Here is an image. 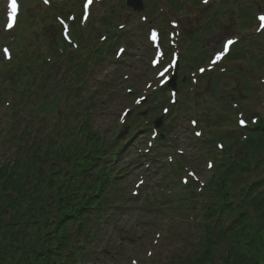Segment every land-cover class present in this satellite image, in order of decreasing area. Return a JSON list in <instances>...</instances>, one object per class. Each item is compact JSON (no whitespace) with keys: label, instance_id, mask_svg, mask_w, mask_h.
<instances>
[{"label":"trees","instance_id":"16d2710c","mask_svg":"<svg viewBox=\"0 0 264 264\" xmlns=\"http://www.w3.org/2000/svg\"><path fill=\"white\" fill-rule=\"evenodd\" d=\"M103 25L110 27L112 23L104 20ZM109 46L111 48L115 46L113 39L108 42L106 48ZM88 49L89 47L81 42L80 48L71 51L73 54L64 60L69 63V66L65 76L63 75L59 81L54 77L57 73L56 59L52 61V64L44 61L43 66L47 69L48 76L45 89L53 94V98L60 99L61 95L68 98L71 95V85L80 86L84 64L87 62L81 64L78 61L73 65L74 57L83 54ZM25 66L26 63L15 61L14 68L10 70L11 78L15 85L22 80L19 86L20 94L23 90H27L33 93L34 97L40 98L41 87L34 86L35 84L27 80L24 81ZM30 78L35 80V75L32 74ZM76 91L73 92L75 98H78ZM71 118L72 115L60 118L51 134L47 137L45 134L42 140H37L36 137L35 142L30 146L28 131L17 122L15 138L19 144L16 153L13 154V162L0 164V264H56L57 261L60 262V259L54 258L56 254L65 250L66 237L64 234L68 223L74 218L73 213H69L71 201L75 200L74 204H80L79 210L75 212L80 219L94 204L93 200L82 198L80 191L83 186H86L91 170L94 174L98 169L97 158L100 156V148H104V145L97 129L90 126L88 128L85 125L77 132L71 124ZM62 124L67 126V134H61ZM258 133H255L257 138L248 141L247 151L252 152L253 149L256 152L264 151V122L260 124ZM9 139L13 140V138ZM94 154L97 156L95 161H93ZM43 166L52 168L50 175L46 176L47 179L43 176ZM47 181L49 184L43 186V183ZM105 187L106 184H103L102 192L107 191ZM91 196L94 195L90 194L88 197ZM261 200L264 201V194L250 201L256 205ZM250 201L245 200V202ZM236 211L234 208L231 210L232 213ZM59 214H62L60 223L56 226L52 225V220ZM246 216L244 214L241 218ZM232 234V229L223 230L221 236L226 238ZM246 254L242 255L243 259L249 261L244 264H264V257L253 253ZM205 255L204 258L199 256L194 262L208 264L212 253ZM223 255L221 259L224 264L234 263L235 258L231 253Z\"/></svg>","mask_w":264,"mask_h":264},{"label":"rangeland","instance_id":"374dc122","mask_svg":"<svg viewBox=\"0 0 264 264\" xmlns=\"http://www.w3.org/2000/svg\"><path fill=\"white\" fill-rule=\"evenodd\" d=\"M95 12L97 15H100L101 13H103V10L99 7H96L95 9ZM197 19H199L198 17H196ZM229 30V28L227 26H223V29L220 31V32H223L224 34ZM127 32L131 33L130 35H133V40L136 39V43L132 46H128V53L126 55V58L125 61L128 63V62H131V63H136L137 66L139 65H142V64H139V56L143 58V56L146 58V49L148 48V43L146 41V39L142 36V33H141V30H140V24L137 20H134L131 24L128 25V28L126 30ZM220 35V33L218 34ZM210 40H212L213 38L209 37ZM232 74H229L225 79V81H228V83L230 84V86L232 84H234L235 80L240 77V81H242L244 83V79L245 78H248L250 77L252 74L253 75V81H256V89H258L259 91V95L258 96H253V95H243L244 97L242 98H245L246 101H244V104L245 106H247V108L249 109V112H251L252 110L256 109H264V107L261 105V100L262 99V86H261V83H260V78L258 76L255 77V73L254 72H251L249 69H250V65L247 63H232ZM117 66V64L113 65L111 63H106L105 64V69H106V73L108 72H112L113 69ZM141 68H144V67H141ZM252 73V74H251ZM264 74V72H263ZM243 78H242V77ZM145 78V77H144ZM149 78V77H147ZM146 79H143V80H140V79H137V81L141 84L144 85V83L146 82ZM92 80V79H90ZM234 82V83H233ZM233 92H231V89L228 88V90H224V94L225 95H228V94H232ZM239 96V95H238ZM237 96V97H238ZM240 97V96H239ZM238 97V98H239ZM115 99H119L120 100V93H118V97H114ZM238 101H243V100H239L237 99ZM236 100V101H237ZM180 118L177 120V124H176V133H185V137H182L181 136V142L184 143L183 148L186 149L187 151H189V153L192 152V150L194 149V147H190L189 145V141H188V137H190V130H189V124H188V115H187V112L184 111V110H181V115L179 114L178 115ZM112 118L115 117L114 114H112V116H110ZM109 127V126H107ZM188 153V154H189ZM192 157H194L192 155ZM191 157V158H192ZM136 180V176L133 178V182ZM158 180V179H156ZM133 182H130L128 183L127 182V185L126 187H128V189L132 186V183ZM125 187V186H124ZM150 187V184H148L144 189L147 190V188ZM129 193V191H127ZM145 195H149L148 192H145ZM148 203H152L151 200L148 201ZM134 213H137L136 211ZM125 216V215H124ZM179 224L182 228L185 229V231L187 232V235H188V226L186 225V223H183L179 220ZM115 228H117V232L116 234H109L107 238H98L95 240L94 242V248L98 249L99 245H101L100 247H107L109 249H111L113 251V246L117 243H119L117 241V237H120L121 238V231L123 232H126L128 234L127 238H126V244L129 246V247H133L135 248L136 245L138 246V249H140V251H138V255L140 257L143 256V254L145 255V252H146V245H147V239H144V228L143 226H139L137 225L136 223H134V220H132L130 217L126 216V217H122L120 219L119 222H117L115 224ZM189 237V236H188ZM195 238V237H193ZM193 238L189 237V239L193 240ZM120 241H123L124 243V240L122 239H119ZM133 240H134V243H133ZM169 244V243H168ZM172 248H178V245L174 244L172 246ZM99 252L102 253V249L99 248ZM171 252V249L167 246V244L163 243L161 244V246L159 247V250L158 252L156 253V256H155V263L159 264V261H160V258L163 257L166 258L165 255H168V253ZM165 254V255H164ZM182 254V253H181ZM95 258V257H94ZM106 259H108V262L106 263L105 261L102 263V264H113L110 262V254H107V256L105 257ZM121 260L123 261H127L126 258H120ZM167 259V258H166ZM86 264H96L94 263L93 260L91 261H88V263ZM98 264H101V263H98Z\"/></svg>","mask_w":264,"mask_h":264},{"label":"snow or ice","instance_id":"6c2138e0","mask_svg":"<svg viewBox=\"0 0 264 264\" xmlns=\"http://www.w3.org/2000/svg\"><path fill=\"white\" fill-rule=\"evenodd\" d=\"M49 0H45V3H48ZM203 2L205 4L208 3V0H203ZM93 3V0H87V5H91ZM86 5V6H87ZM11 7H12V10L13 12L16 11V7H17V2L16 0H11ZM258 20L260 21V25H259V28L257 29V31H262L264 30V15H260L258 17ZM9 27H11V25H9ZM153 37L155 38V33H153ZM235 44V41L234 40H227L225 42V45H224V48L227 50L231 45H234ZM123 51V50H121ZM4 52L6 55H8V49H4ZM223 53H217L215 59L212 61V63H215L217 60H219L221 57H222ZM201 72L205 71V69H200ZM164 72H167V69H164ZM164 72H161V76L164 75ZM241 125H243L245 123V121L241 120L240 121ZM197 135H201V133H197ZM209 167H212L211 163L209 164ZM189 175H194L193 173H189ZM133 264H135V262H133Z\"/></svg>","mask_w":264,"mask_h":264}]
</instances>
